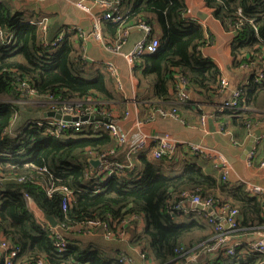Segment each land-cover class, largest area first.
<instances>
[{"label": "trees", "instance_id": "16d2710c", "mask_svg": "<svg viewBox=\"0 0 264 264\" xmlns=\"http://www.w3.org/2000/svg\"><path fill=\"white\" fill-rule=\"evenodd\" d=\"M118 1L127 18L123 24L104 22L107 42H116L123 29L140 22L151 26L160 41L156 53L135 60L138 105L149 110V116L160 109H177L178 115L182 106L201 113L200 101H208L221 91L222 73L201 54V47L207 43L205 30L187 18L185 0ZM204 1L225 29L235 30L233 66H248L257 73L253 67L257 62L264 71V0ZM36 21H29L27 14L9 1L0 0V174L8 179L0 184V234L11 249L18 251L14 264H36L40 260L45 264H127L122 253L108 255L71 242L65 251H59L54 246L51 224L35 218L26 193L45 217L57 222L66 237L68 232L78 233V228L89 221L107 223L118 236L126 221L140 217L144 231L130 243L143 252L149 264H189L187 256L214 244L217 232L203 216L205 213L201 212L203 218L189 214L185 220H179V213L169 212V207L181 202L187 192L203 199L212 198L218 206L230 204L237 208L241 233L264 227L262 203L245 184H230L205 172L187 153L184 165L177 168L173 162L178 148L173 155L160 160L143 151L132 157L134 167L125 174L93 183L86 176L90 158L116 150L115 159L127 162L130 142L119 147L104 129L93 128L81 133L67 130L57 137L47 134L45 127L34 121H26L14 130L22 107L16 88L19 79L26 80L39 96L53 95L62 101L102 98L117 105L120 112L127 108L109 74L83 58L84 42L77 31L67 32L63 42L56 46L46 45L40 20ZM66 28L56 30L54 25L50 26L48 41ZM256 73L248 85L241 86L240 108L213 116L217 107L212 114L201 115L210 116L218 126H232L249 139L248 124L264 120V80L257 82ZM179 77L187 81L185 90L190 97L185 102H179L177 97ZM263 156L264 153L260 154L254 161L255 166ZM21 176L34 179L14 180ZM49 184L74 191V201L66 211L62 210L61 193L48 195ZM209 225L213 228L211 236L196 237L194 233L207 231ZM245 247L238 248L233 256L223 251H206L214 257L198 258L192 264H264V256ZM2 260L4 253L0 250V264Z\"/></svg>", "mask_w": 264, "mask_h": 264}, {"label": "built area", "instance_id": "2783aa9c", "mask_svg": "<svg viewBox=\"0 0 264 264\" xmlns=\"http://www.w3.org/2000/svg\"><path fill=\"white\" fill-rule=\"evenodd\" d=\"M31 3L46 4L53 0H25ZM68 4L80 9V11L92 16V25L90 30H84L78 27H68L62 30L55 39L48 41L47 30L49 28V18L44 17L39 21V26L41 28V34L44 37L46 45L56 46L63 42L65 35L69 31H77L83 42H88V40H94L100 42L104 46V50L111 53L112 57L104 61V68L109 76L114 80L117 89L121 92H125L124 82L122 80L121 70L119 65H117L115 58H123L130 68H133L135 60L140 58L145 54H153L158 51L160 46L159 39L154 35L151 26L144 22H140L136 25H130L123 29L116 42L109 43L103 34V24L104 22H113L123 24L126 21L127 14L122 11V4L120 1L114 0H64ZM97 10L99 12H97ZM133 27H138L143 31V37L137 41L129 51H125L124 47L127 44L129 38L130 30ZM179 79V89L177 92V97L179 102H185L189 97V93L185 90L187 81L183 78ZM264 80V71L256 73V81L262 82ZM229 83L225 79H221V89H225ZM18 92L20 93L21 99L20 103L26 100L35 99V102L41 103V106H45L47 109L42 113L43 120L36 122L39 126H44L46 133L49 135L60 137L67 130H73L81 133L87 129H104L117 141L119 147L127 144L128 137L121 134L118 127V119L114 115V111L111 107L112 103L104 101L102 98H92L88 97L84 100L78 101H62L55 98L53 95L39 96L38 93L32 89L26 80L19 79L16 86ZM242 96V88L237 87L231 94L230 98L226 99L223 104H221L213 113V116L224 112L226 109H238L241 107L240 98ZM6 101V100H4ZM48 112H61L63 116H70V120H58L55 118H48L46 115ZM158 113L163 117H176L177 109L171 111L160 109ZM130 113L126 112L124 118L129 117ZM46 116V117H45ZM97 116L106 118L107 120H98ZM86 118V119H85ZM210 116L203 114L201 116V124L206 127L208 124ZM153 118H151L152 120ZM139 127L144 124L143 121H139ZM264 124V120H257L256 122L249 123V129L252 135V131L255 128H260ZM218 130L221 133H230L229 128H225L223 125H217ZM264 142V132L256 138L253 150L247 155V164L249 167L254 166V161L259 157V144ZM148 139L146 136H142L140 140L132 146L126 153L127 162H121L117 158L116 150L104 152L101 154H96L92 156L90 160H98L99 165L97 167L93 166L89 160V172L87 173V180L93 183L104 182L110 176L123 175L127 170L132 169L133 160L132 157L145 151L148 147ZM154 148L152 150V156L154 159L160 160L165 156H171L174 154L179 145H188L189 149L195 155H203L204 151L201 147L193 145L191 143L182 142L170 134L165 133L157 136L155 138ZM217 160L215 161L216 167L220 169L222 173V180L227 179L229 173V163L226 157L222 154H217L215 156ZM258 168L264 176V156L258 160ZM34 179L33 176H21L16 177L14 180L17 182H25L27 180ZM8 181L5 176L0 174V184ZM246 189L254 196H257L262 203L264 210V185L258 184L253 181L244 182ZM48 195H53L54 193H61L63 195L62 200V210L66 211L74 201V191L62 186L56 187L49 184L46 187ZM25 199L28 203V207L34 204L33 199L29 194H25ZM183 200L178 204L169 207V212L172 215L177 213L184 214L189 211L188 205L192 206V210L189 211H199L205 213L206 219L209 223L214 226L217 235L215 236L214 244L207 247L209 252L213 251H223L225 255L233 256L236 254L238 248L244 246V241L242 238V233L239 227V211L237 208L231 206L230 204H223L218 206L216 201L212 198L203 199L200 195H192L190 193H185L183 195ZM202 204L205 207H211L213 212H206L196 210L195 205ZM264 215V213H263ZM138 221L140 217L133 218ZM133 219H129L123 225L122 232L117 236L107 223H101L99 221H89L85 227L78 228V232L83 235H90L96 232L108 239L116 240L122 239L126 233L125 227L131 223ZM47 222H49L47 220ZM50 223V222H49ZM51 231L54 235L55 241L54 246L59 251H65L68 247L69 241L65 233L60 229L59 226L51 227ZM256 233L258 237L255 242L248 245V249L254 253L261 254L264 256V227L257 228ZM0 250L4 253L5 264H14V258L18 254V251L11 249L10 246L3 241V236L0 234ZM141 251V250H140ZM141 256L145 258L143 252ZM122 260L127 264H136L135 260L131 256H125L122 253ZM199 256L197 254H192L187 256V262L192 264L197 262ZM36 264H45L44 261L40 260Z\"/></svg>", "mask_w": 264, "mask_h": 264}, {"label": "crops", "instance_id": "0c3cea01", "mask_svg": "<svg viewBox=\"0 0 264 264\" xmlns=\"http://www.w3.org/2000/svg\"><path fill=\"white\" fill-rule=\"evenodd\" d=\"M6 1L13 4L16 9L24 11L29 17V21L37 22L36 20H42L44 17L49 18V27L54 25L56 30H59L60 27L62 28L64 26L90 30L92 25V16L80 11V9L68 4L64 0H53L46 4L31 3L25 0ZM185 2L187 7V18L201 24L205 30L207 43L201 47V54L203 57L212 60L218 66L221 70L222 78L225 79L229 85L225 89H221L219 94L213 95L208 101H205L204 99L202 100L200 97V100H202V102L200 101L199 106L202 110L201 113H198L197 110H191L182 106L179 108L176 117H163L155 112L151 113L149 116L150 111L141 109L138 105L139 102L136 97L137 79L134 75L133 68H130L123 58L116 57L115 60L121 70L125 92L117 90L119 94L125 98L127 106L122 112L117 109V105L111 106L114 115L118 118L117 125L119 130L123 136L128 137L129 141L127 144L130 142V146H134L142 136H146L149 142L148 147L145 150L147 155L152 154L155 138L165 133L170 134L179 141L191 143L203 149V155H195L189 149L188 145H179L177 152L174 154L175 161L173 162L177 168L184 165L183 160L187 159V155H184V153H187L189 154L188 158H190L191 161L200 164L205 172L222 179V173L220 169L216 167L217 163L215 162L217 160L215 156L217 154H222L226 157L229 163V173L225 181L235 185L240 183L244 184L246 181H253L264 185V176L258 168V165L249 167L244 155L251 136L257 130H260L262 134L264 132V124L260 128H255L249 139H245L246 136L243 132L239 131L237 133L232 129V126L229 128L230 133H221L218 130L217 122L215 121V132L211 131L212 127L210 126L209 121L206 127L201 124V114H212L221 103L230 98L232 92L237 87L248 85L250 79L256 73H254L255 69L244 65L240 68H235L233 66L234 58L232 55V44L236 37L235 30L225 29L221 22L214 17L212 10L207 8L204 0H185ZM97 12L99 11L97 10ZM143 34L144 33L140 28H131L124 50L129 51L133 45L143 37ZM82 54L83 58L93 65L94 62L97 61L98 55H102L104 61L115 57L112 56L111 53L105 51L104 46L100 42L94 40H88V42L83 43ZM253 67L256 68L257 73L262 71L257 62L256 65L253 64ZM126 112H129L130 115L129 117L124 118ZM120 116H122L123 119L120 120ZM151 117H154V119L151 120ZM139 121L144 122L141 127H139ZM258 149L259 154L264 153V146L262 148L259 147ZM188 208L189 211L192 210L191 205H188ZM29 209L40 223H45L47 221V218L38 208L36 203L31 204ZM189 211H187L188 213L180 214L178 219L185 220L186 216L189 214L202 218L204 216V214L203 216L201 215V212L189 213ZM144 226V221L142 219L139 221L133 219L131 223L125 227L126 233L122 239L108 240L104 238L100 232L90 235H83L79 232H75L74 234L68 232L67 239H69L70 241H68L72 244L93 247L108 255L126 253L135 260L136 264H149L150 262L141 256L142 251H140L137 246H133L130 243L136 234H140L144 231ZM212 230V226L209 225L207 231H198L194 234L196 237L211 236ZM256 232L257 231H247L242 233V238L246 245L245 248L248 249V245L256 241L258 237V233ZM206 251H208L207 248L198 250L197 255L199 256V259L201 258L203 260L207 257H214L213 254L205 253Z\"/></svg>", "mask_w": 264, "mask_h": 264}, {"label": "rangeland", "instance_id": "374dc122", "mask_svg": "<svg viewBox=\"0 0 264 264\" xmlns=\"http://www.w3.org/2000/svg\"><path fill=\"white\" fill-rule=\"evenodd\" d=\"M106 61V60H105ZM103 62V63H102ZM94 66L97 68H104V57L102 55H98L97 61L94 62ZM106 71V70H105ZM35 99L26 100L22 102V107L20 113L18 115L17 120L14 122V130L18 129L24 122H39L43 120L42 112H44L47 108L45 106H41V103L35 102ZM3 101V99H2ZM22 116V118H21ZM264 146V142L259 144V147L262 148ZM262 151V149H261ZM260 155V154H259Z\"/></svg>", "mask_w": 264, "mask_h": 264}, {"label": "water", "instance_id": "95a60500", "mask_svg": "<svg viewBox=\"0 0 264 264\" xmlns=\"http://www.w3.org/2000/svg\"><path fill=\"white\" fill-rule=\"evenodd\" d=\"M48 117H51V118H55V119H58V120H70L71 117L70 116H63L61 114V112H48L47 115ZM211 118V117H210ZM86 119V118H85ZM97 119L98 120H107L106 118H103V117H100V116H97ZM209 124L210 126L212 127L211 131L212 132H215V127H214V120L213 118L209 119ZM261 135V131L260 130H257L256 132H254V134L251 136L247 146H246V149H245V159L247 158V155L253 150V147H254V144H255V141H256V138L259 137ZM90 163L97 167L99 165V161L98 160H90ZM194 208L196 210H200V211H206V212H213V209L211 207H205L203 206L202 204H197L194 206ZM47 220L50 222L51 226L53 227H56L57 226V222L52 218V217H49L47 216L46 217ZM1 264H5L4 260L1 261Z\"/></svg>", "mask_w": 264, "mask_h": 264}]
</instances>
